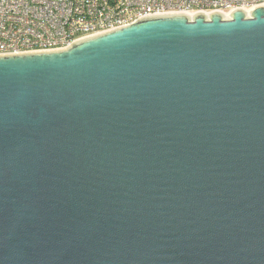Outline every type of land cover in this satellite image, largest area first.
Segmentation results:
<instances>
[{
  "label": "water",
  "instance_id": "obj_1",
  "mask_svg": "<svg viewBox=\"0 0 264 264\" xmlns=\"http://www.w3.org/2000/svg\"><path fill=\"white\" fill-rule=\"evenodd\" d=\"M0 264H264V5L0 55Z\"/></svg>",
  "mask_w": 264,
  "mask_h": 264
},
{
  "label": "built area",
  "instance_id": "obj_2",
  "mask_svg": "<svg viewBox=\"0 0 264 264\" xmlns=\"http://www.w3.org/2000/svg\"><path fill=\"white\" fill-rule=\"evenodd\" d=\"M259 5L264 0H0V55L65 48L150 15Z\"/></svg>",
  "mask_w": 264,
  "mask_h": 264
}]
</instances>
